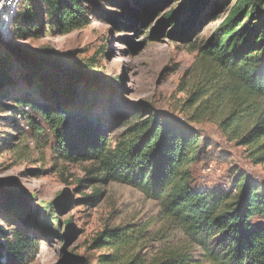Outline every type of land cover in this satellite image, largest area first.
I'll list each match as a JSON object with an SVG mask.
<instances>
[{
    "label": "trees",
    "instance_id": "obj_1",
    "mask_svg": "<svg viewBox=\"0 0 264 264\" xmlns=\"http://www.w3.org/2000/svg\"><path fill=\"white\" fill-rule=\"evenodd\" d=\"M119 1L121 19L135 27L138 12ZM132 1L143 11L169 0ZM208 2L186 0L176 11L165 13L161 25L173 28L170 37L187 41L194 31L191 27L204 22ZM90 4L91 0H24L12 18L11 34L19 39L44 32L65 36L85 29L97 15L100 21L123 27ZM3 49L0 46V52ZM6 50L0 58V91L17 86L10 75L13 60L28 66L24 94L14 98L11 109L14 118L19 117L44 138L53 136L55 155L62 161L93 162L94 170L89 173L96 172L98 177L91 181L103 189L110 184L127 185L158 202L160 229L156 232L150 231L149 224L128 225L107 227L97 236L94 247L110 252L99 257V264H196L191 248L202 250L209 264H264V183L237 171L226 190L195 187L191 167L206 156L207 143L189 123L167 115L133 119L111 145L103 120L93 108L105 87L64 69L59 62L70 54L49 50L41 58L31 59L17 49ZM199 52L214 69L188 100L189 107L197 106L191 120L227 115L221 125L247 148L254 164L264 166V0H235ZM109 112L115 115L117 106H111ZM101 196L97 188L85 202L96 203ZM256 220L259 223L254 224ZM0 234L6 238L4 249L22 259L31 240L17 231L13 241L1 229ZM175 234L182 239L171 244ZM158 243L163 244L161 249L147 253ZM59 264L90 262L69 257Z\"/></svg>",
    "mask_w": 264,
    "mask_h": 264
},
{
    "label": "rangeland",
    "instance_id": "obj_2",
    "mask_svg": "<svg viewBox=\"0 0 264 264\" xmlns=\"http://www.w3.org/2000/svg\"><path fill=\"white\" fill-rule=\"evenodd\" d=\"M185 1H164L140 11L135 2L124 0L138 12L133 27L121 19L119 0H91V9L98 6L123 27L100 21L97 15L88 27L71 34L54 36L44 32L42 36L27 34L21 39L11 34L10 44L31 59H39L49 50L70 54L59 62L64 69L103 84L105 88L93 108L103 120V131L111 145L133 119L167 115L189 123L207 143L206 156L191 167L195 187L226 190L237 171L264 183V166L254 164L247 148L221 125L227 115L193 122L197 106L189 107L188 103L214 69L203 60L199 48L226 18L235 0H209L203 11L204 22L191 27L194 31L187 41L170 37L173 28L161 25L165 13L176 11ZM0 46L5 47L0 52L2 58L7 47ZM12 62L10 75L17 86L0 91V229L11 241L16 231L31 241L23 258L17 260L4 249L6 238L0 234V264H59L69 257L99 264V257L110 253L94 247V240L105 228L149 224L151 232L159 230L158 202L127 185L110 184L103 189V185L91 181L98 177L96 172L89 173L94 170L93 162L62 161L55 155L53 136L47 132L46 139L27 128L19 117L14 118L11 109L15 107L14 98L24 94L28 66ZM114 105L118 112L111 116L109 108ZM6 143L15 146L6 148ZM97 188L102 192L100 200L85 202ZM8 200L17 203L11 206ZM181 239L175 234L171 244ZM162 246H150L147 253ZM189 251L196 264H209L202 250Z\"/></svg>",
    "mask_w": 264,
    "mask_h": 264
},
{
    "label": "built area",
    "instance_id": "obj_3",
    "mask_svg": "<svg viewBox=\"0 0 264 264\" xmlns=\"http://www.w3.org/2000/svg\"><path fill=\"white\" fill-rule=\"evenodd\" d=\"M23 0H0V30L11 34V21L21 7Z\"/></svg>",
    "mask_w": 264,
    "mask_h": 264
},
{
    "label": "water",
    "instance_id": "obj_4",
    "mask_svg": "<svg viewBox=\"0 0 264 264\" xmlns=\"http://www.w3.org/2000/svg\"><path fill=\"white\" fill-rule=\"evenodd\" d=\"M10 35L11 34H6L2 30H0V43L3 44V45H5L10 50H14L16 48H13V46L10 44V38H9Z\"/></svg>",
    "mask_w": 264,
    "mask_h": 264
}]
</instances>
